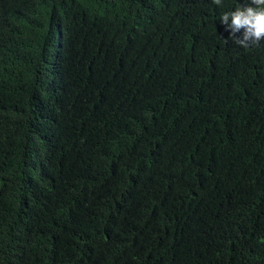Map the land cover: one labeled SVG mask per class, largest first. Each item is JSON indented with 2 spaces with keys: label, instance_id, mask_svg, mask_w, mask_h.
<instances>
[{
  "label": "trees",
  "instance_id": "1",
  "mask_svg": "<svg viewBox=\"0 0 264 264\" xmlns=\"http://www.w3.org/2000/svg\"><path fill=\"white\" fill-rule=\"evenodd\" d=\"M244 3L0 0V264H264Z\"/></svg>",
  "mask_w": 264,
  "mask_h": 264
},
{
  "label": "clouds",
  "instance_id": "2",
  "mask_svg": "<svg viewBox=\"0 0 264 264\" xmlns=\"http://www.w3.org/2000/svg\"><path fill=\"white\" fill-rule=\"evenodd\" d=\"M213 2L219 6L222 0ZM219 21L239 47L247 49L258 46L264 40V0H245L243 5L238 4L234 10L222 13ZM236 33H240V36L237 37Z\"/></svg>",
  "mask_w": 264,
  "mask_h": 264
}]
</instances>
